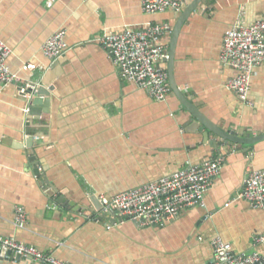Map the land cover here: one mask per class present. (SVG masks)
Returning <instances> with one entry per match:
<instances>
[{"label": "crops", "instance_id": "1", "mask_svg": "<svg viewBox=\"0 0 264 264\" xmlns=\"http://www.w3.org/2000/svg\"><path fill=\"white\" fill-rule=\"evenodd\" d=\"M193 1L180 12L148 15L141 0H0V39L12 50L11 72L22 82L45 78L53 87L48 107L30 116L16 86L0 84V236L69 264H212L217 237L235 253L264 254L258 242L264 212L237 198L247 169L264 171V142L215 147L213 141L224 140L210 132L204 141L201 124L175 93L154 101L123 78L96 42L168 24L171 32L159 45L172 53L173 78L185 99L224 132L264 136V65L252 78L248 106L228 89L235 72L220 62L223 37L241 10L246 23H254L264 14V0H202L174 38ZM59 31L66 32L69 51L57 63L43 47ZM29 64L40 69L26 71ZM161 67L169 74L167 61ZM30 137L43 143L23 148ZM218 157L225 163L205 208L190 209L163 228L120 224L93 201ZM52 185L71 206L57 204ZM0 264L33 263L0 256Z\"/></svg>", "mask_w": 264, "mask_h": 264}, {"label": "built area", "instance_id": "2", "mask_svg": "<svg viewBox=\"0 0 264 264\" xmlns=\"http://www.w3.org/2000/svg\"><path fill=\"white\" fill-rule=\"evenodd\" d=\"M190 1L141 0L143 12L148 15L180 12ZM245 17V11L241 10L234 26L225 33L220 62L235 72L227 83L228 89L241 102L252 106V78L257 68L264 65V14L251 24L246 23ZM169 32L171 27L168 24L148 25L137 31L127 29L120 35L103 36L96 42L108 50L123 78L137 85L154 101L162 103L172 94V88L168 72L161 67V62L169 59L168 52L159 45V39ZM68 51L64 31L57 32L43 47L44 55L52 62L62 60ZM11 55V48L0 39V84L16 86L30 103L38 93L40 84L22 82L20 77L13 74L8 65ZM39 69L33 64L25 66V70L31 73ZM25 113L30 115V106ZM224 163L225 158L218 157L115 196H99L100 211L120 224L131 222L139 228H163L190 209L205 208L207 193L220 175ZM237 198L248 202L253 209L264 212V171L248 168L243 189ZM24 220V212L19 209L17 222ZM258 242H264V238ZM212 248V264H264V254L235 253L231 244L219 237L212 241ZM1 250L11 253L5 256L7 259L17 260L20 257L33 264H69L43 254L35 247L2 236Z\"/></svg>", "mask_w": 264, "mask_h": 264}, {"label": "water", "instance_id": "3", "mask_svg": "<svg viewBox=\"0 0 264 264\" xmlns=\"http://www.w3.org/2000/svg\"><path fill=\"white\" fill-rule=\"evenodd\" d=\"M202 2V0H194L193 3L187 8V10L183 13V15L181 16L179 23L176 27V30L173 34V37L176 38L177 34L179 33V30L182 26V24L185 22V20L190 16V14L192 12H194L198 6L200 5V3ZM167 62L169 63V77H170V85L172 88V93H175L181 103L183 104L184 108L191 113L192 115V120H196L197 122H199V124H201L200 128H199V132L203 133L204 136V141H208L209 138V132L212 133L213 135H215L216 137L221 138L222 140H224V142H217V141H213L211 143V145H214L215 147H222L224 145H229L230 143L233 144H243L249 147H252L258 143L264 142V136H260L258 138H252L250 136H248V138H237L227 132H224L222 129L213 126V124H211L206 118L205 116L199 112V110H197L192 104L189 103V101H187L184 97V95L182 94L181 90L176 86L174 78H173V73H172V68H173V57H172V53L169 54V59L167 60ZM57 63H59V61H57ZM40 84L38 93L35 95L34 99L28 104L30 106V116H34L37 112L39 107L45 106L48 107V105L51 102V92H53V87L51 84L47 83V80H45V78H42L41 83ZM192 121V122H193ZM206 131V132H205ZM35 143H43L42 140H35L34 137H30L29 139H27L25 141L24 144H21V146L23 148H32L34 146ZM46 181V180H45ZM47 183V182H46ZM48 184V183H47ZM51 190H52V196L54 195L55 200L57 202V204L63 206V207H67L71 206L72 204H70V202H68L64 196H62L61 194L59 195L58 190L55 188V186H50ZM58 194V195H56ZM93 201L95 202L97 208H101V205L98 201L97 197H94ZM6 255H11L10 252L5 251V250H1L0 251V256L1 257H5ZM17 260L20 261L22 260L20 257H17Z\"/></svg>", "mask_w": 264, "mask_h": 264}, {"label": "rangeland", "instance_id": "4", "mask_svg": "<svg viewBox=\"0 0 264 264\" xmlns=\"http://www.w3.org/2000/svg\"><path fill=\"white\" fill-rule=\"evenodd\" d=\"M245 11V10H244ZM245 13H246V11H245Z\"/></svg>", "mask_w": 264, "mask_h": 264}]
</instances>
